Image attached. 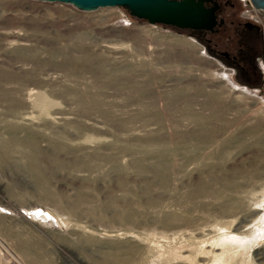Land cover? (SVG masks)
<instances>
[{"label":"rangeland","instance_id":"374dc122","mask_svg":"<svg viewBox=\"0 0 264 264\" xmlns=\"http://www.w3.org/2000/svg\"><path fill=\"white\" fill-rule=\"evenodd\" d=\"M242 5L250 83L124 6L0 0V264H264Z\"/></svg>","mask_w":264,"mask_h":264},{"label":"flooded vegetation","instance_id":"af4514ba","mask_svg":"<svg viewBox=\"0 0 264 264\" xmlns=\"http://www.w3.org/2000/svg\"><path fill=\"white\" fill-rule=\"evenodd\" d=\"M205 6L214 9L216 24L213 28L186 31L202 38L213 53L235 66L243 77L249 76L254 68L258 71L255 49L248 41L263 34L262 26L256 20L241 18L244 9L240 0H211Z\"/></svg>","mask_w":264,"mask_h":264},{"label":"water","instance_id":"95a60500","mask_svg":"<svg viewBox=\"0 0 264 264\" xmlns=\"http://www.w3.org/2000/svg\"><path fill=\"white\" fill-rule=\"evenodd\" d=\"M71 3L82 10L99 7L124 6L132 16L152 24L168 25L179 30L211 29L216 24L213 8L205 3L211 0H48ZM257 8L264 10V0H251ZM227 55L226 52H221Z\"/></svg>","mask_w":264,"mask_h":264},{"label":"built area","instance_id":"2783aa9c","mask_svg":"<svg viewBox=\"0 0 264 264\" xmlns=\"http://www.w3.org/2000/svg\"><path fill=\"white\" fill-rule=\"evenodd\" d=\"M241 2L244 4V6H248L249 9H247L248 7H246L245 11H249L253 9V5L251 0H241ZM258 65H259V69L263 75V81H264V53L262 54V56L260 57V59H258Z\"/></svg>","mask_w":264,"mask_h":264},{"label":"trees","instance_id":"16d2710c","mask_svg":"<svg viewBox=\"0 0 264 264\" xmlns=\"http://www.w3.org/2000/svg\"><path fill=\"white\" fill-rule=\"evenodd\" d=\"M257 51L254 52V57H256ZM246 79V83L255 82L258 79V71L254 68L249 76L243 77Z\"/></svg>","mask_w":264,"mask_h":264},{"label":"bare ground","instance_id":"6f19581e","mask_svg":"<svg viewBox=\"0 0 264 264\" xmlns=\"http://www.w3.org/2000/svg\"><path fill=\"white\" fill-rule=\"evenodd\" d=\"M263 200H264V194H263Z\"/></svg>","mask_w":264,"mask_h":264}]
</instances>
